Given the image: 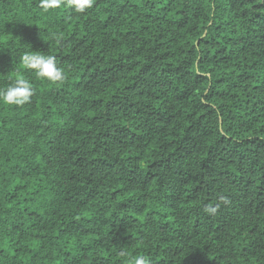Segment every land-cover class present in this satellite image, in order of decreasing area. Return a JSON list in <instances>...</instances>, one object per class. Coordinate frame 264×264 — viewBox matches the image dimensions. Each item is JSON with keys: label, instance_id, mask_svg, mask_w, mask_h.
Masks as SVG:
<instances>
[{"label": "trees", "instance_id": "obj_1", "mask_svg": "<svg viewBox=\"0 0 264 264\" xmlns=\"http://www.w3.org/2000/svg\"><path fill=\"white\" fill-rule=\"evenodd\" d=\"M17 74L34 95L0 103V264H264V0H0V89Z\"/></svg>", "mask_w": 264, "mask_h": 264}, {"label": "clouds", "instance_id": "obj_2", "mask_svg": "<svg viewBox=\"0 0 264 264\" xmlns=\"http://www.w3.org/2000/svg\"><path fill=\"white\" fill-rule=\"evenodd\" d=\"M94 3L95 0H39V8L44 13L62 7L71 9L75 13H85ZM21 61L26 69L35 72L38 79L52 83L62 82L65 79L64 69L58 66L57 57L54 55H45L40 51L25 52ZM33 95L34 89L30 81L23 75L17 74L10 86L0 89V103L23 106L31 101ZM203 211L214 216L219 211V205L206 204ZM119 255L123 257L126 253L120 251ZM131 259L132 264H153L152 258L148 255H136Z\"/></svg>", "mask_w": 264, "mask_h": 264}]
</instances>
